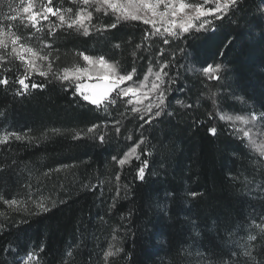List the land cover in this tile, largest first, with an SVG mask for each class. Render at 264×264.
Segmentation results:
<instances>
[{
  "label": "trees",
  "instance_id": "1",
  "mask_svg": "<svg viewBox=\"0 0 264 264\" xmlns=\"http://www.w3.org/2000/svg\"><path fill=\"white\" fill-rule=\"evenodd\" d=\"M7 2L4 0L0 11H8ZM56 3L59 0H54ZM64 6L72 5L65 0ZM259 6L260 0H245L243 10L231 21L225 19L214 33H193L169 49H185L184 54L177 53L178 62L186 68L177 69L178 82L169 96L173 109H179L175 104L177 98L194 105L202 94L204 99L193 109H179L180 114L165 116L153 127L145 126V135L150 141L148 147L153 154L147 157L149 168L143 182L135 179L138 162L133 160L131 166L121 169L111 159L114 155L122 156L139 138L136 128L140 122L124 120L121 136L116 138L110 121L120 118L117 112L107 116L102 111H90L91 106H80L79 100L74 99L70 91H63L59 84L32 90L24 97H14L11 89L5 91L4 86H0V112L5 113L0 117V133L31 130L30 135L40 137L42 132L53 128L65 133L41 138L38 143L13 142L0 146V161H7L5 171L0 172V194L8 198L17 193L22 195L27 191L25 185L30 183L31 191L48 198L46 203L51 208L37 215L10 214L9 219L28 222L11 224L6 232H0V260L13 264V257L4 251L11 242L19 246L21 256L25 249L44 245V264H61L70 246L76 264H90V254L96 261L108 244L113 243L124 249L113 264H208L198 253L219 256L232 246L229 234L245 235L243 230L247 229L251 218L264 212V200L257 192V186L264 183V175L254 163L257 155L232 135L228 124L218 117L208 119L207 114L215 113L216 109L207 97L209 90L216 92L218 107L223 113L262 110L264 17L257 13ZM112 20L101 15L99 22L111 23ZM146 27L139 22L125 23L108 33V39L59 36L54 45L59 48L60 56L56 67L81 64L83 61L77 52L84 51L89 55L111 57L120 61L123 69H130L131 52ZM128 41L130 43H126ZM116 42L122 44L120 49L113 47ZM150 43H153L152 53L160 47H168L159 40ZM143 55L147 57L148 53ZM209 63L223 65L219 82L199 75V70ZM18 64L15 61L7 67L15 71ZM135 66L142 78L147 59L137 60ZM188 68L197 71H188ZM169 71L171 75L172 70ZM4 75L15 79L13 73ZM33 79L37 83L45 82L36 75ZM119 110L123 111L122 105ZM106 120L108 128L102 131L112 137L108 142L71 140L73 130ZM212 126L218 129L216 136L208 133ZM129 133L133 135L132 141L125 139ZM12 159L17 161L16 165H11ZM62 164L75 167L53 172L50 177L43 176L44 172ZM116 172L121 173L120 198L117 207L110 211L117 188ZM85 184L96 187L86 189L82 187ZM125 185L128 186L127 196ZM193 192L198 195L191 196ZM53 200L57 201L55 207H51ZM0 211L8 210L0 207ZM114 228L122 239L111 240Z\"/></svg>",
  "mask_w": 264,
  "mask_h": 264
},
{
  "label": "snow or ice",
  "instance_id": "2",
  "mask_svg": "<svg viewBox=\"0 0 264 264\" xmlns=\"http://www.w3.org/2000/svg\"><path fill=\"white\" fill-rule=\"evenodd\" d=\"M67 4L72 6H64L65 0H59L56 4L54 0H18V3H15V0H8L6 4L8 11H0V69H2L0 86H4L5 91L11 89L14 97H24L32 90H43L49 84H59L63 91H70L72 97L79 100L80 106H91L90 111H102L107 116H112L114 111L117 112L120 118L110 121L116 138L121 136L124 120L140 122L136 128L139 138L122 156L117 158L114 155L111 159L121 169L125 165L131 166L133 160L138 162L135 179L143 182L146 170L149 168L147 157L153 154L148 147L150 141L145 135L147 131L145 126L153 127L165 116L173 117L180 114L179 109H193L204 99L202 94L194 105L183 98H177L175 104L179 109H173L169 96L173 86L178 82L180 73L177 69L186 68V65L178 62L177 53L184 54L185 49L182 47H177L173 51L169 49L177 41L186 39L193 33L209 31L214 33L225 19L231 21L243 10L245 0H67ZM3 6L4 0H0V7ZM257 13L264 17V0H260ZM101 15L112 17V22L100 23ZM53 17L54 20L51 19ZM42 21H47V24H42ZM132 22H139L147 27L140 42L135 44L131 52L133 65L130 69H123L120 61L111 57L103 54L89 55L84 51L77 52V56L84 62L83 65L74 63L71 66L56 67L60 56L59 48L54 45L57 44L59 36L77 35L85 38L95 36L99 39H108L107 34L112 30H118L123 24ZM155 40L161 41L168 47H160L158 51L152 53L153 43L150 42ZM33 41H36L38 46L33 44ZM113 47L120 49L122 44L116 42ZM138 52L141 53L139 57ZM145 52L148 53L147 57L143 55ZM145 59H147V69L141 78L135 64L137 60ZM15 61L19 64L14 71L7 65ZM169 70H172L171 75ZM186 70L197 71L192 68ZM222 70V64L209 63L199 70V75L208 81L219 82L222 79L220 75ZM4 73H13L15 79ZM34 75L44 78L45 82L37 83L33 79ZM209 93L207 98L211 100L216 111L209 112L208 119L218 117L220 121H225L232 135L242 143H246L247 147L257 155L254 163L260 168L261 175H264V106L260 111L252 110L245 115H230L219 109L217 93L211 90ZM239 99L243 100V98ZM121 105L123 111L119 110ZM2 116H5V113L0 112V117ZM108 124L109 121L106 120L101 124L93 123L86 128L75 129L70 133V138L73 141L98 139L101 144L106 143L112 139L107 131H102L108 128ZM30 132L31 130L23 133L5 130L0 133V146H8L13 142L33 144L38 143L41 138H49L50 135L65 134L58 128L46 130L40 137H34ZM208 133L216 136L217 127H209ZM125 139L132 141L133 135L129 133ZM16 163L17 161L12 159L11 165ZM5 164H7L6 160L0 161V172L5 171ZM73 167L75 165L62 164L56 169L44 172L43 176L50 177L53 172L71 170ZM120 179L121 173L116 172L117 188L115 196L112 197L110 211L117 207V200L120 198ZM232 179L235 180L236 177ZM82 187L94 190L96 186L85 184ZM124 187L127 196L128 186ZM25 188L27 191L22 195L17 193L12 198L0 194V207L8 210L0 211V232H6L11 224L28 222L26 219H9L11 213L37 215L51 210L46 203L48 198L43 197L42 194H34L30 183L25 185ZM257 192L264 200V183L257 186ZM190 195L195 197L198 194L193 192ZM60 203L63 201L61 200ZM56 204L57 201L53 200L51 207H55ZM243 231L245 235L233 237L229 234L232 246L219 256L215 253L212 256L198 254L202 259H206L208 264H264V212L253 216L251 223ZM112 233V241L122 239L118 236L116 228ZM4 251L8 256L13 257V264H44L45 261L44 245L25 249L21 256L19 246L9 242ZM123 251L122 246L109 243L98 260L93 261L92 254L89 255L90 264H113L114 259L120 257ZM0 264H8V261L0 260ZM61 264H76L71 246L61 258Z\"/></svg>",
  "mask_w": 264,
  "mask_h": 264
},
{
  "label": "rangeland",
  "instance_id": "3",
  "mask_svg": "<svg viewBox=\"0 0 264 264\" xmlns=\"http://www.w3.org/2000/svg\"><path fill=\"white\" fill-rule=\"evenodd\" d=\"M51 19L54 20L55 18L53 17V18H51ZM17 22L19 23V21H17ZM41 23L44 24V25H46V24H47V21H42ZM45 30H46V29H45ZM32 43H33V44H37L36 41H33ZM37 46H38V44H37ZM83 63H84V62H82L81 65H83ZM227 114H228V113H227ZM245 114H247V113H236V114H230V115H245Z\"/></svg>",
  "mask_w": 264,
  "mask_h": 264
}]
</instances>
